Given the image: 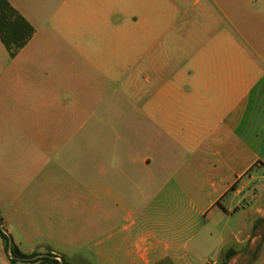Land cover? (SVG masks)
Here are the masks:
<instances>
[{"label":"crops","instance_id":"obj_1","mask_svg":"<svg viewBox=\"0 0 264 264\" xmlns=\"http://www.w3.org/2000/svg\"><path fill=\"white\" fill-rule=\"evenodd\" d=\"M9 1L35 28L13 58L0 40V223L14 245L26 255L45 248L69 262L77 257L113 264L188 262L179 234L191 227L190 218L182 208L152 210L150 201L168 176L184 183L231 179L215 190L210 211L230 192L245 199L247 185L264 178V0H205L204 13L188 21L187 62L178 59L184 57L180 53L156 65L155 90L146 91L140 112L125 117L123 141L117 142L120 129L114 126L107 144L96 123L86 129L89 119L98 118L93 104L86 110L78 98L67 112H36V97L26 94L30 84L48 88L43 75L48 52L58 50L48 49L49 39L62 32L59 15L69 1L76 9L87 4L93 16L100 13V1ZM158 1L167 7L157 26L163 42L178 20L180 1ZM175 35L181 36L180 27ZM15 87L27 89L19 98ZM21 102L33 103L34 110L21 112ZM21 115L50 118L51 126L25 128L22 134L33 142L20 143L15 120ZM251 193L260 196L257 189Z\"/></svg>","mask_w":264,"mask_h":264},{"label":"rangeland","instance_id":"obj_2","mask_svg":"<svg viewBox=\"0 0 264 264\" xmlns=\"http://www.w3.org/2000/svg\"><path fill=\"white\" fill-rule=\"evenodd\" d=\"M99 1L100 13L95 16L87 4L76 9L73 2L69 1L59 15L63 19L57 29L62 32L55 33L49 39V44H53L48 49L58 50L48 52V70L43 72L48 78V88L46 90L30 84L27 85L26 94L36 97V112H67L72 110L75 106L73 101L78 98L84 99L86 110L93 104L98 118L89 119L86 129L96 123V129L101 133V142L107 144L113 141V129L110 128L114 126L120 129L117 142L123 141L126 136L125 117L128 113L140 112L146 91L152 94L155 90L156 65L173 62L180 53H184V57L178 59L187 62L188 21L193 15L204 13L205 0H198L197 3H194L195 0H179L180 9L174 15H177L178 20H173L172 29L164 35L165 48H162V38L157 33L158 20L167 14V7L160 1ZM177 27H180L181 33L179 37L175 35L176 40L181 41L179 46L174 45L176 40L173 36ZM145 30H149L147 35ZM71 46L83 50L72 51L69 49ZM40 75L37 72V78ZM75 78L79 83L67 82ZM147 78L150 83H147ZM27 88L17 90L15 87L13 93L19 97L18 94L23 95V90ZM42 96H48V101L41 100ZM33 105L31 102L24 105L21 102V112H32ZM19 117L15 121L20 132L25 128H37L39 124L45 127L48 123V129L51 126L50 118L43 120L36 115ZM11 123V120L4 121L6 127H10ZM19 140L20 143L33 142L24 132H21ZM167 178L170 180L164 182L158 198L150 201V209H159L161 206L182 208L187 214L185 217L190 218L192 223L189 229L179 234L180 247L183 245L187 257L185 260L188 259V262L176 264H222L225 252L230 248L235 253L227 264H264V214L256 212L257 208L264 209V178L247 185L245 199L243 195L232 198L230 192L225 198L215 200L216 204L210 211L207 208L217 195L215 190L219 192L231 185V179L227 182L216 180L214 184L192 180L184 183L177 176ZM255 189L260 196L252 198L251 192ZM194 191L198 193V198L193 199ZM223 206L227 210H223ZM156 229L159 230V227ZM3 246L0 238V264H11ZM32 249L36 251L39 247ZM77 259L75 263L79 264H113L94 257ZM156 264L172 263L165 260Z\"/></svg>","mask_w":264,"mask_h":264},{"label":"trees","instance_id":"obj_3","mask_svg":"<svg viewBox=\"0 0 264 264\" xmlns=\"http://www.w3.org/2000/svg\"><path fill=\"white\" fill-rule=\"evenodd\" d=\"M35 33V28L26 20V18L10 3L9 0H0V40L6 48L11 58L15 57L19 51L28 43ZM0 236L6 238L7 235L0 230ZM7 245H5V250ZM11 254L18 257H32L36 253L30 255L23 254L12 242ZM235 250L230 248L226 250L222 264H227L229 258L234 255ZM62 264H79L69 262L65 257L62 258ZM11 264H15L14 259H9ZM59 264L56 258L42 257L40 264Z\"/></svg>","mask_w":264,"mask_h":264},{"label":"water","instance_id":"obj_4","mask_svg":"<svg viewBox=\"0 0 264 264\" xmlns=\"http://www.w3.org/2000/svg\"><path fill=\"white\" fill-rule=\"evenodd\" d=\"M0 230L7 235V237L3 239V244L7 245L8 257L10 259H14L15 264H40V258H42V257L57 258L59 260V264H62L63 259L61 257L49 254L48 250L45 248L37 249L36 255H34L32 257H18V256L12 255L10 252L11 248H12L11 237L7 233V231L3 228L1 223H0Z\"/></svg>","mask_w":264,"mask_h":264}]
</instances>
